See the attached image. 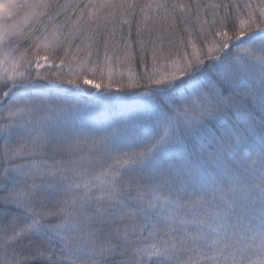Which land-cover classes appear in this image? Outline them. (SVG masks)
<instances>
[{"label": "snow or ice", "instance_id": "obj_1", "mask_svg": "<svg viewBox=\"0 0 264 264\" xmlns=\"http://www.w3.org/2000/svg\"><path fill=\"white\" fill-rule=\"evenodd\" d=\"M0 264H264V0L8 6Z\"/></svg>", "mask_w": 264, "mask_h": 264}, {"label": "trees", "instance_id": "obj_2", "mask_svg": "<svg viewBox=\"0 0 264 264\" xmlns=\"http://www.w3.org/2000/svg\"><path fill=\"white\" fill-rule=\"evenodd\" d=\"M15 3V0H0V14L6 12L8 6Z\"/></svg>", "mask_w": 264, "mask_h": 264}]
</instances>
